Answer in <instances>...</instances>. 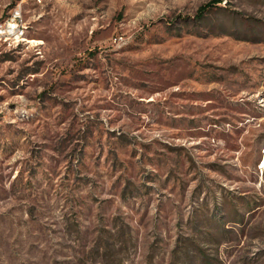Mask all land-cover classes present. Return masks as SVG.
Here are the masks:
<instances>
[{
    "label": "rangeland",
    "instance_id": "374dc122",
    "mask_svg": "<svg viewBox=\"0 0 264 264\" xmlns=\"http://www.w3.org/2000/svg\"><path fill=\"white\" fill-rule=\"evenodd\" d=\"M209 1L0 0V264H264V0Z\"/></svg>",
    "mask_w": 264,
    "mask_h": 264
},
{
    "label": "built area",
    "instance_id": "2783aa9c",
    "mask_svg": "<svg viewBox=\"0 0 264 264\" xmlns=\"http://www.w3.org/2000/svg\"><path fill=\"white\" fill-rule=\"evenodd\" d=\"M9 16V25L6 28L0 29V32L9 33V41H2L10 44H16L20 40V34L25 33V25L21 18V12L19 9H14Z\"/></svg>",
    "mask_w": 264,
    "mask_h": 264
},
{
    "label": "trees",
    "instance_id": "16d2710c",
    "mask_svg": "<svg viewBox=\"0 0 264 264\" xmlns=\"http://www.w3.org/2000/svg\"><path fill=\"white\" fill-rule=\"evenodd\" d=\"M222 0H211L203 5H201L196 13L193 15L192 20L193 21H197L200 22L204 19V17L206 16V14L213 8L216 6L217 3L221 2Z\"/></svg>",
    "mask_w": 264,
    "mask_h": 264
},
{
    "label": "bare ground",
    "instance_id": "6f19581e",
    "mask_svg": "<svg viewBox=\"0 0 264 264\" xmlns=\"http://www.w3.org/2000/svg\"><path fill=\"white\" fill-rule=\"evenodd\" d=\"M0 29H2V28H0ZM0 33H2V34H6L5 32H0Z\"/></svg>",
    "mask_w": 264,
    "mask_h": 264
}]
</instances>
